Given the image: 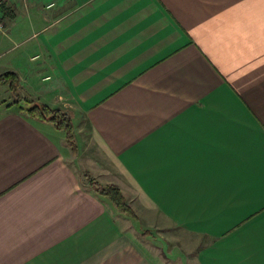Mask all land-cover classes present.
Here are the masks:
<instances>
[{"label": "crops", "instance_id": "obj_1", "mask_svg": "<svg viewBox=\"0 0 264 264\" xmlns=\"http://www.w3.org/2000/svg\"><path fill=\"white\" fill-rule=\"evenodd\" d=\"M1 8L0 264H264V0Z\"/></svg>", "mask_w": 264, "mask_h": 264}, {"label": "trees", "instance_id": "obj_2", "mask_svg": "<svg viewBox=\"0 0 264 264\" xmlns=\"http://www.w3.org/2000/svg\"><path fill=\"white\" fill-rule=\"evenodd\" d=\"M16 75L11 72H6L0 74V84L9 83V88L13 91V84H15ZM23 102V105L27 107L29 110L24 109L23 107L19 106V103ZM17 106L19 107L20 111L26 114L28 117L32 119H37L40 121L51 123L57 130L64 132L66 142L69 145H73V126L69 116L58 109H50L42 104L35 103V102H28L25 100L18 99L16 101ZM89 180L90 185H93V181L86 176ZM95 191L104 197H107L113 204L122 212H126L130 217H133V213L124 203V199L121 196L120 192L115 186L109 185L106 187H102L99 185L95 186ZM152 233L148 231H141V235L143 236H150Z\"/></svg>", "mask_w": 264, "mask_h": 264}, {"label": "rangeland", "instance_id": "obj_3", "mask_svg": "<svg viewBox=\"0 0 264 264\" xmlns=\"http://www.w3.org/2000/svg\"><path fill=\"white\" fill-rule=\"evenodd\" d=\"M5 84V87L6 88H4V90L6 91V93H7V97H8V99H10V100H13V99H16L18 96H19V88H18V86H13V91L9 88V83H4ZM3 84V85H4ZM0 89H2V88H0ZM128 208V207H127ZM162 247V249H165L166 250V247H167V245H161ZM165 246V247H164ZM164 247V248H163ZM167 252V251H166ZM165 252V253H166Z\"/></svg>", "mask_w": 264, "mask_h": 264}, {"label": "built area", "instance_id": "obj_4", "mask_svg": "<svg viewBox=\"0 0 264 264\" xmlns=\"http://www.w3.org/2000/svg\"><path fill=\"white\" fill-rule=\"evenodd\" d=\"M2 4H3V0H0V33L4 31V26H5V23L2 17V10H1Z\"/></svg>", "mask_w": 264, "mask_h": 264}, {"label": "water", "instance_id": "obj_5", "mask_svg": "<svg viewBox=\"0 0 264 264\" xmlns=\"http://www.w3.org/2000/svg\"><path fill=\"white\" fill-rule=\"evenodd\" d=\"M19 106H20V107H23V108L26 109V110H29L27 107H25V106L23 105V102H20V103H19Z\"/></svg>", "mask_w": 264, "mask_h": 264}]
</instances>
